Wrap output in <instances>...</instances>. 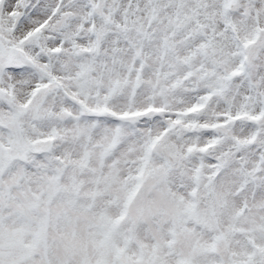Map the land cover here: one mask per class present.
Instances as JSON below:
<instances>
[{"label": "snow or ice", "instance_id": "1", "mask_svg": "<svg viewBox=\"0 0 264 264\" xmlns=\"http://www.w3.org/2000/svg\"><path fill=\"white\" fill-rule=\"evenodd\" d=\"M0 264H264V0H0Z\"/></svg>", "mask_w": 264, "mask_h": 264}]
</instances>
